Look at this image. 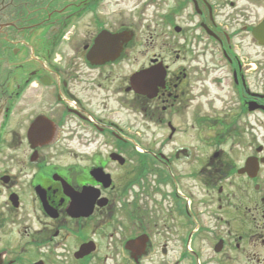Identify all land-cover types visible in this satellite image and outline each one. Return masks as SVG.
I'll list each match as a JSON object with an SVG mask.
<instances>
[{
    "label": "flooded vegetation",
    "instance_id": "1",
    "mask_svg": "<svg viewBox=\"0 0 264 264\" xmlns=\"http://www.w3.org/2000/svg\"><path fill=\"white\" fill-rule=\"evenodd\" d=\"M241 47L264 56V0H0V264H232L264 168L260 144L255 178L232 159V88L264 114Z\"/></svg>",
    "mask_w": 264,
    "mask_h": 264
},
{
    "label": "rangeland",
    "instance_id": "2",
    "mask_svg": "<svg viewBox=\"0 0 264 264\" xmlns=\"http://www.w3.org/2000/svg\"><path fill=\"white\" fill-rule=\"evenodd\" d=\"M235 51L243 63L257 62L258 59H261L264 62L262 50L259 48L253 49L241 47L240 49H235ZM156 52L165 54V56L168 55L167 51L165 50H156ZM147 53H149V51L143 50L142 58L145 57ZM215 56L221 57V54L217 55L213 51L194 50V53H189L186 60V66H191L190 68L193 69H196L197 67H199V69L207 67L208 71L203 72L202 70H199V72L204 75H207L208 72H210V75H214L216 74L214 71V67L216 66H214L212 63L213 61H218V58ZM205 63L207 66H204ZM263 68L264 65H261L257 70L252 71L249 74L251 76L250 79L255 82L253 84L257 85L258 87L262 86L259 85L258 79L263 78L264 76V71L260 70ZM216 96H219L221 99L216 100L215 105L211 107V110L210 108H207L210 110V113L215 111L218 114L220 112L222 113L224 95L222 92H217V90L213 87L212 97L214 98ZM225 99L228 100L229 98L226 97ZM206 101L208 100L206 99ZM240 110L239 97L232 88V116L237 119V127L240 126L242 128V132H240L241 136H237L235 141L232 143V159L238 166H242L245 163L247 156L255 151V146L259 144L264 146V114L259 113V111L253 114H243ZM145 125L144 118L141 115L140 124H135V128L138 127L145 134V136L149 138L150 133L149 131L145 133ZM145 127H147V125ZM244 129H247V131L244 132ZM153 136L155 137L160 135L153 131ZM257 182L262 185V189L257 191L255 189V182L252 183L253 191H251V193L253 201V215L252 221L250 223L246 222L244 219H240L241 217L239 216V211H237V209L234 210L233 208L236 206L234 207L232 204V241L233 238H239L241 235L246 236L245 240L241 242L242 247L240 249L235 247L237 242H233L234 247L232 249V264H264V245L258 240L260 238L259 235L263 233V229L256 217L263 222L264 218H262V215H260L259 210L257 212L255 211V206L259 205L261 199L264 198V168L260 172L259 180H257ZM241 195L242 198H244V190H242ZM208 212L209 210L205 211L206 222L209 223L208 225L215 228L217 222L214 223V220L209 217L211 214L209 215ZM234 218L236 220H234ZM220 228L223 232H226V230H229L230 226L222 225ZM214 235L211 234V237L213 238ZM205 255L208 258L212 257L211 252L206 247Z\"/></svg>",
    "mask_w": 264,
    "mask_h": 264
},
{
    "label": "water",
    "instance_id": "3",
    "mask_svg": "<svg viewBox=\"0 0 264 264\" xmlns=\"http://www.w3.org/2000/svg\"><path fill=\"white\" fill-rule=\"evenodd\" d=\"M154 77L156 78L157 82H161L164 79V73L160 71L154 72L153 70H147L141 72L136 80H141V82L144 81L145 84L148 85V82L151 81ZM242 171H249L250 174L256 176L258 173V164L256 162V158H249L247 160L246 167Z\"/></svg>",
    "mask_w": 264,
    "mask_h": 264
}]
</instances>
